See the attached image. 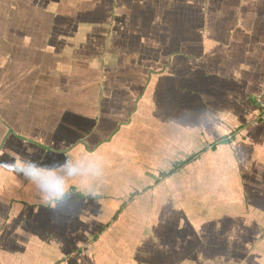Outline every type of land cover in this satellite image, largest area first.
Listing matches in <instances>:
<instances>
[{
  "label": "crops",
  "instance_id": "crops-1",
  "mask_svg": "<svg viewBox=\"0 0 264 264\" xmlns=\"http://www.w3.org/2000/svg\"><path fill=\"white\" fill-rule=\"evenodd\" d=\"M9 152L100 172H0V264H264V0H0Z\"/></svg>",
  "mask_w": 264,
  "mask_h": 264
},
{
  "label": "clouds",
  "instance_id": "clouds-1",
  "mask_svg": "<svg viewBox=\"0 0 264 264\" xmlns=\"http://www.w3.org/2000/svg\"><path fill=\"white\" fill-rule=\"evenodd\" d=\"M47 167L48 170L18 153L9 152L4 165L0 166V172L24 177L36 186L42 201L51 205L64 199L71 185H77L80 190L95 194L90 185L79 183L82 177L96 176L100 172L99 164L91 158L73 155L71 160L65 159L59 165ZM57 167L58 171L51 170Z\"/></svg>",
  "mask_w": 264,
  "mask_h": 264
},
{
  "label": "rangeland",
  "instance_id": "rangeland-1",
  "mask_svg": "<svg viewBox=\"0 0 264 264\" xmlns=\"http://www.w3.org/2000/svg\"><path fill=\"white\" fill-rule=\"evenodd\" d=\"M149 175L152 177V171L149 173Z\"/></svg>",
  "mask_w": 264,
  "mask_h": 264
},
{
  "label": "trees",
  "instance_id": "trees-1",
  "mask_svg": "<svg viewBox=\"0 0 264 264\" xmlns=\"http://www.w3.org/2000/svg\"><path fill=\"white\" fill-rule=\"evenodd\" d=\"M132 197V196H129V198Z\"/></svg>",
  "mask_w": 264,
  "mask_h": 264
}]
</instances>
